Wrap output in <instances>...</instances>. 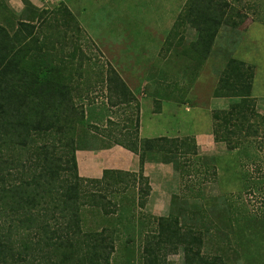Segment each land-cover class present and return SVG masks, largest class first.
Wrapping results in <instances>:
<instances>
[{
	"label": "rangeland",
	"instance_id": "374dc122",
	"mask_svg": "<svg viewBox=\"0 0 264 264\" xmlns=\"http://www.w3.org/2000/svg\"><path fill=\"white\" fill-rule=\"evenodd\" d=\"M29 1L32 7L26 8L22 0H0V25L14 33L20 20L28 22V36L43 35L50 54L69 61L75 104L92 126L79 133V146L96 154L104 172L99 178H81V198L102 196L100 203L116 204L108 207L107 217L87 204L85 226L99 229L103 218L116 220L113 227L120 237L113 264H139L142 243L155 233L153 218L170 215L180 230L203 238V254L216 264H264V130L252 119L239 149L230 152L226 143L215 141L212 119L214 110L238 101L213 97L228 59L254 67L252 97L264 115V0H244L230 9L213 54L201 65L190 50L196 31L174 29L187 0ZM74 50L75 61L70 56ZM110 67L134 94L131 105L116 104L109 92ZM140 99L148 100L143 124ZM158 108H167L162 117L173 116L163 124L165 137L194 139L198 154L180 152L179 172L172 164L164 167L163 176L173 178V184L165 190L161 181L154 182L155 192L151 187L142 208L139 168L125 170L111 159L127 155L116 145L119 140H142V128L148 137L150 125L159 126L151 115ZM152 173L156 178L161 169ZM160 257L161 264H185L184 245H170Z\"/></svg>",
	"mask_w": 264,
	"mask_h": 264
},
{
	"label": "trees",
	"instance_id": "16d2710c",
	"mask_svg": "<svg viewBox=\"0 0 264 264\" xmlns=\"http://www.w3.org/2000/svg\"><path fill=\"white\" fill-rule=\"evenodd\" d=\"M22 2L32 7L29 0ZM243 2L187 0L174 29L189 26L196 31L190 50L198 65L213 54L230 9ZM29 25L20 20L14 33L0 25V264H113L120 236L113 227L116 220L106 217L108 207L116 204L100 203L102 196L89 201L81 198L76 154L85 148L79 146V133L92 126L85 110L75 104L71 66L66 58L50 54L43 35L28 36ZM179 40L183 41L182 36ZM76 51L70 55L73 61ZM254 73L252 65L228 59L213 93L217 99L238 100L229 109L212 113L215 141L226 143L230 152L239 149L252 119L264 130V115L252 97ZM106 83L118 99L116 104L135 101L112 67ZM135 122L138 127L139 120ZM128 139L129 143L119 140L116 145L139 157L142 208L151 192L144 176L146 163L172 164L179 172L180 152L198 154L190 138ZM87 204L106 214L101 228L86 229L83 210ZM153 220L155 233L142 243L139 264H161L160 254L178 244L184 245L185 264H216L203 254V238L180 230L172 215Z\"/></svg>",
	"mask_w": 264,
	"mask_h": 264
},
{
	"label": "crops",
	"instance_id": "0c3cea01",
	"mask_svg": "<svg viewBox=\"0 0 264 264\" xmlns=\"http://www.w3.org/2000/svg\"><path fill=\"white\" fill-rule=\"evenodd\" d=\"M18 6V4H17ZM174 25V24H172ZM172 27V26H171ZM141 100V117H142V124L144 123L143 121V113H144V108H143V104L144 102L148 103L147 99H140ZM157 101H159V99H156ZM154 102V101H153ZM153 102H152V107H153ZM160 105V104H159ZM158 105V106H159ZM146 109H148L147 107H145ZM154 108V107H153ZM167 108L163 109V112L161 110L160 113H157L155 110V112L151 113V115L154 117L153 119L157 121V123H159V126H156V128L154 129L151 125H150V129H149V133L150 135L148 137H144L143 136V131L144 129L142 128V138L143 139H154V138H163L165 137V133H164V128H163V124L165 123V121H168V119L173 118V116L171 117V115H168L166 117H162V115L164 114V111H166ZM164 118V120L162 119ZM156 125V124H155ZM153 133H155L156 135H152ZM200 135L204 134L206 135L207 133H203L200 132ZM123 148V147H122ZM121 150L125 151L127 153L126 154H116L111 161H113L112 163L114 165H123V169L125 170H130L132 168L134 169H138L139 168V157L137 155H135L134 153L125 150L124 148ZM77 162H78V169H79V175L82 179L84 180H89V179H95V178H99L101 176L104 175V172H100V170H102L99 165H98V161L100 162L101 160H98L96 154L92 151H77ZM119 157L122 158V161L119 162H115V159H118ZM128 158V160H127ZM111 163V164H112ZM110 165V164H109ZM169 165L166 164H162L159 162H153V163H146L145 167H144V176L150 179V185L152 187V192H155V185L154 182L158 184L161 181V184L163 185L164 189L166 190L169 186H171L173 184V178L172 179H166V177L163 176V171L164 167H169ZM108 166H106L105 168H107ZM157 167V168H156ZM100 170H99V169ZM161 169V175L158 174V176L155 178L153 175V171ZM107 170V169H105ZM162 188V187H161ZM163 189V188H162ZM174 194V193H173Z\"/></svg>",
	"mask_w": 264,
	"mask_h": 264
}]
</instances>
